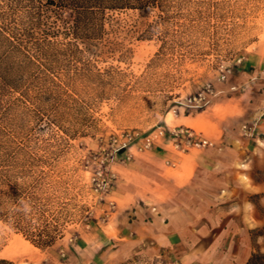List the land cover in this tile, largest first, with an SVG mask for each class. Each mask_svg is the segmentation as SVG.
Instances as JSON below:
<instances>
[{
    "label": "rangeland",
    "instance_id": "obj_1",
    "mask_svg": "<svg viewBox=\"0 0 264 264\" xmlns=\"http://www.w3.org/2000/svg\"><path fill=\"white\" fill-rule=\"evenodd\" d=\"M26 5L0 0V221L13 229L0 232V259L203 264L180 258L198 246L209 249L202 254L209 264H262L264 191L249 195L255 219L244 241L232 245L191 232L164 246L153 241L146 217L164 199L165 176L178 174L171 167L182 159L189 172L186 152L216 144L226 130L246 140L243 148L230 144L246 157L252 138L264 137L260 108L239 116L236 98L252 89L251 102L264 104L262 83L251 78L264 68V0H152L105 9L83 39L62 27L46 36ZM261 168L252 172L257 179H264ZM20 201L29 204L27 215ZM5 211L20 215L25 230ZM166 214L183 224L176 209ZM39 231L53 241L39 246Z\"/></svg>",
    "mask_w": 264,
    "mask_h": 264
},
{
    "label": "crops",
    "instance_id": "obj_2",
    "mask_svg": "<svg viewBox=\"0 0 264 264\" xmlns=\"http://www.w3.org/2000/svg\"><path fill=\"white\" fill-rule=\"evenodd\" d=\"M251 73V78L259 77L262 83L263 88L258 94L260 101L264 103V68ZM253 96L252 89L236 96L242 102L239 116L256 114V110L260 108L258 128L264 135V104L258 107L255 101L251 102ZM233 141L239 142V145ZM245 141L242 136L233 140L225 130L218 136L216 144L212 142L209 146L198 149L193 155L186 152V156L192 157L189 172H182V159H179L181 163L171 167L177 170L178 174L174 177L165 176L164 199L156 201L159 206L152 204L147 210L149 218L146 217V226L152 229L150 236L153 241L157 243L158 239H161L158 242L165 246L168 244L167 238L169 240L176 235L184 238L191 232L200 237L230 238L231 245L233 239L244 241L249 235L251 220L255 219L249 195L264 191V179H257L252 175L255 167L264 169V162L259 163L256 160L260 156L259 152L262 153V158L264 157V137L252 138L255 144L251 146L246 157L243 151L231 152V143L232 146L234 144L243 148L247 146ZM168 162L169 158L165 157V165ZM261 200L264 202V196H261ZM167 209H176L183 224L176 225L172 216L166 214ZM139 233L137 230V234ZM146 236H149V233ZM175 245L181 246L182 243L178 241ZM226 252L233 254L228 250ZM206 253H209V249L205 251L197 246L183 250L180 258L188 256L186 258L191 262L200 260L203 264H209L210 259L203 256ZM243 262L235 263L231 259L226 264Z\"/></svg>",
    "mask_w": 264,
    "mask_h": 264
},
{
    "label": "trees",
    "instance_id": "obj_3",
    "mask_svg": "<svg viewBox=\"0 0 264 264\" xmlns=\"http://www.w3.org/2000/svg\"><path fill=\"white\" fill-rule=\"evenodd\" d=\"M28 6L31 20L39 27L45 26L46 36L56 33L62 27L68 35L83 39L88 29L101 24L105 9L136 8L144 4H150L152 0H24ZM52 13V15H50ZM52 29H56L55 31ZM5 38L0 30V41ZM2 79V75L0 74ZM1 198V195H0ZM0 200V204H1ZM3 209V208H2ZM5 217L15 223L16 227L25 230L21 225V216L17 213H3ZM37 242L39 246H46L53 241V236L44 231H39ZM264 264V256L261 257ZM6 259H0V264H9Z\"/></svg>",
    "mask_w": 264,
    "mask_h": 264
},
{
    "label": "clouds",
    "instance_id": "obj_4",
    "mask_svg": "<svg viewBox=\"0 0 264 264\" xmlns=\"http://www.w3.org/2000/svg\"><path fill=\"white\" fill-rule=\"evenodd\" d=\"M20 204L22 205V210L27 215L30 212V206L27 202L25 201H20ZM12 226L11 224H4L2 221H0V232L3 231H12Z\"/></svg>",
    "mask_w": 264,
    "mask_h": 264
}]
</instances>
